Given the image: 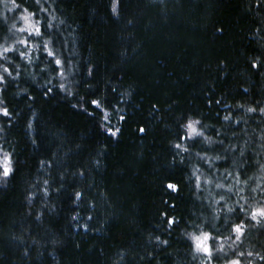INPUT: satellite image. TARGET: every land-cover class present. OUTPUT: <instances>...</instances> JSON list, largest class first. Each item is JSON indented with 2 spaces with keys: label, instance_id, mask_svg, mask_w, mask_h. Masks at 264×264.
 I'll use <instances>...</instances> for the list:
<instances>
[{
  "label": "trees",
  "instance_id": "trees-1",
  "mask_svg": "<svg viewBox=\"0 0 264 264\" xmlns=\"http://www.w3.org/2000/svg\"><path fill=\"white\" fill-rule=\"evenodd\" d=\"M17 3L0 0V53L28 52L5 54L17 67L0 144L17 170L0 189V264H264V218L251 219L264 209V71L251 67L264 61V0H122L118 16L111 0ZM38 7L51 27L25 49L16 16ZM42 42L68 58L64 77ZM194 121L203 135L179 139ZM196 226L215 237L210 261Z\"/></svg>",
  "mask_w": 264,
  "mask_h": 264
},
{
  "label": "snow or ice",
  "instance_id": "snow-or-ice-1",
  "mask_svg": "<svg viewBox=\"0 0 264 264\" xmlns=\"http://www.w3.org/2000/svg\"><path fill=\"white\" fill-rule=\"evenodd\" d=\"M33 2L36 6H40L42 0H33ZM11 3H12L14 8L20 7V4L17 3V0H11ZM121 4H122V0H111V12L114 15H117V16L119 15V9L121 7ZM11 10L12 9H9V11H11ZM37 11H47V9L43 8V7H38L37 10L31 11L29 14L31 16H36ZM24 12H29V9L24 8ZM22 19L27 20L28 17L25 16V17H22ZM38 23H39V21H38ZM44 26L51 27V25H43V26L29 25V28L31 30L27 32L28 37L35 36V37L43 38L45 36V33L43 31ZM19 31L25 32L26 29L20 28ZM17 43L19 45H23L26 49L28 47L29 41H28V39H20L17 41ZM42 46L45 50L48 49V43L47 42H42ZM7 53H16L18 58L21 60L25 59L28 56L27 51H17L15 48L4 47L3 52L0 53V61H4V63H0V85H5V87H0V93L5 92L7 90V86L10 84V82L16 80V76H13V70L16 69L17 65L14 63L13 59H10L7 55H5ZM55 55H56L55 52H53L51 50H47V56L52 58L51 64L54 65V67H52V71L56 72L58 76L64 77L65 72L61 71L60 69L61 68L66 69V66L69 63L68 58L65 57L64 60H61V59L55 58ZM5 65H7V66H5ZM251 67L253 69H258L260 71H264V61L252 63ZM92 74H93L92 69H89L88 75L91 76ZM17 75H19V73H17ZM48 83L51 84V80H49ZM56 87L60 91H67V86L63 82L58 83L56 85ZM52 91H53L52 87H46V90L43 94L45 96H47L48 94L52 93ZM69 94L74 95V93H69ZM88 103H90L94 108L100 109L102 101L98 100V99H92V100L88 101ZM216 103H219V101H216ZM29 107H31V106L29 105ZM82 110L86 111V109H82ZM248 111H255V109L250 108V109H248ZM261 111H264V109H262ZM12 115H13V113L9 110V107L3 101H0V117L7 118L5 120H0V132L6 131L5 126L10 124ZM89 115H91V113H89ZM105 119H106V117H105ZM120 119L123 120L124 117L122 116ZM224 119L228 120V119H230V117L225 116ZM199 123H200V121H194V122L188 123L186 125L187 130H189L188 133H186L184 136L179 137V139L194 140L195 137L202 136L203 134L200 132H197L196 128L194 127V124H199ZM28 127L31 128V124H29ZM106 131L108 132L109 135L116 136L119 132V129L113 130L111 127H108V128H106ZM139 131L144 132L145 129L140 128ZM0 139H3V137H0ZM32 142H33V144H35L36 140H33ZM221 143H223V142L221 141ZM174 147L177 149H181V145L179 143L175 144ZM182 151H188V148L185 147L182 149ZM16 170H17L16 169V162L14 160L13 154L9 151H5L4 146L2 144H0V189H3L4 187H6V185L8 183H10L12 179H14ZM81 175H83V173H81ZM44 184L47 185L48 181L45 180ZM166 189L169 191H173V192L179 191L178 186L176 184H173V183H168L166 185ZM43 196H50V192L47 188H45L43 190L42 197ZM82 197H83V194L80 192H76L74 194V200H81ZM165 203H167V201H165ZM229 211H233V209H229ZM164 215L166 217L164 222L166 224H168L169 226H174L177 223L176 219L174 217L169 216L167 212H165ZM257 216L264 218V209H261L257 212H253L251 219L256 220ZM92 218L93 217H91V216L88 217L89 220H91ZM37 219L39 220V216L37 217ZM196 227L199 230V234L198 235L197 234H189V239L194 242L196 252L205 254L206 257L208 258V260L210 261L213 258V254H212V250H211L212 245L210 244V242L214 241L215 237L212 236L211 233L205 232L202 229H199L198 226H196ZM85 230H87V229H85ZM242 230H243V226L241 224H237L233 228V231L235 233L241 234V235L243 234ZM239 238H240V236L237 235L236 239L239 240ZM162 243H167V241H162ZM217 251L220 252V251H223V249L220 248V249H217ZM25 254H27V253H25ZM240 255H243V253H240ZM248 255L251 256L252 253L249 252ZM193 259H196V257L193 256ZM229 264H240V260L239 259H233V260L229 261Z\"/></svg>",
  "mask_w": 264,
  "mask_h": 264
},
{
  "label": "rangeland",
  "instance_id": "rangeland-1",
  "mask_svg": "<svg viewBox=\"0 0 264 264\" xmlns=\"http://www.w3.org/2000/svg\"><path fill=\"white\" fill-rule=\"evenodd\" d=\"M9 9H10V8H8V10H9ZM11 11H13V9H12ZM9 12H10V11H9ZM25 16L28 17L27 20L22 19V17H25ZM29 25H35V26H37L35 20L33 19V17H32L31 15H29V14H27V13H20V12H19V15L16 16V22H15V26H14V27H15V29L17 30V32H19V35H21V36L23 37V39H25V38H30V37H28V35H27V32L31 30V29L29 28ZM14 27H13V29H14ZM20 28H24V29H26V31H25V32H20V31H19ZM188 131H189V130H188Z\"/></svg>",
  "mask_w": 264,
  "mask_h": 264
}]
</instances>
